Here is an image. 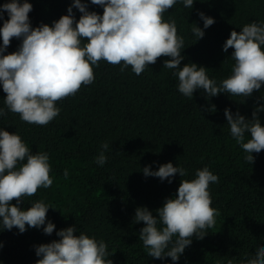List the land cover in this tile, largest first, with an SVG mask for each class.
<instances>
[{"label":"trees","instance_id":"obj_1","mask_svg":"<svg viewBox=\"0 0 264 264\" xmlns=\"http://www.w3.org/2000/svg\"><path fill=\"white\" fill-rule=\"evenodd\" d=\"M8 2L0 0V6ZM28 2L33 5L29 19L35 28L67 15L74 0ZM82 2L103 15L104 6ZM201 12L215 21L206 29ZM73 15L78 22L82 13L74 7ZM9 18L4 11L0 28ZM164 19H175L178 35L184 38L180 67L204 66L209 79L219 85L232 74L235 63L234 49L224 52L223 45L233 30L240 32L253 22L264 25V0H194L191 9L177 0ZM195 24L205 32L199 40L192 32ZM21 44L22 38L14 37L4 54L17 51ZM167 59L171 57H160L140 75L131 66L121 72L122 64L101 60L93 66L94 82L58 101L60 115L44 126L24 122L8 110L0 83V108L7 113L0 116V130L18 133L33 154L46 152L53 178L50 188L41 187L19 204L24 210L38 200L52 206L45 225L26 226L23 233L16 227L0 230V264H36L42 258L36 247L61 239L57 232L69 226L76 227L77 235L103 239L114 264H245L264 246V151L253 153V164L246 162L247 153L231 136L225 116V109H231L251 119L253 111L264 106V85L249 97L220 93L209 98L197 89L188 98L178 91L176 70L164 68ZM259 117L264 125V110ZM249 138L246 135L245 142ZM104 142L109 144L108 159L100 166L95 158ZM168 162L188 175L177 173L163 181L145 176L144 167L155 171ZM204 167L219 177L210 185L212 207L218 210L215 226L203 239L193 236L178 261L148 256L139 240L145 224L134 222L136 209L146 206L157 216L166 199L178 194L182 179L195 178L196 170ZM49 221L56 226L51 235L43 231Z\"/></svg>","mask_w":264,"mask_h":264},{"label":"clouds","instance_id":"obj_2","mask_svg":"<svg viewBox=\"0 0 264 264\" xmlns=\"http://www.w3.org/2000/svg\"><path fill=\"white\" fill-rule=\"evenodd\" d=\"M91 3L104 6L103 15L89 11L82 0H74L67 15L52 25L44 23L35 28L30 23L33 5L28 0L23 3L11 0L0 6V17L4 11L10 17L0 28L3 40L0 83L6 93L7 109L19 114L22 121L40 126L52 122L61 111L56 103L75 96L82 86L92 84L93 66L98 67L101 60L112 65L122 64L121 72L131 66L140 75L160 57H171L164 61V68L176 70L173 75L178 77V91L188 98L197 89H203L209 98L220 93L249 97L264 85V25L253 22L243 26L240 32H231L223 50L234 49L231 57L235 63L232 74L217 85L209 79L204 66L189 63L180 67L185 41L178 35L175 19H164L177 0H91ZM183 5L191 9L194 0H183ZM74 7L82 13L78 22L73 15ZM200 17L204 20V29L215 22L203 12ZM204 29L197 25L192 28L197 40L205 35ZM14 37L22 38V44L17 51L5 55ZM262 110L264 106L256 108L252 118L247 119L239 111L233 114L231 109H225L231 136L247 153L245 161L251 164L255 160L253 153L264 151V125L259 117ZM6 114L0 108V116ZM246 135L250 138L245 142ZM108 148L107 142L101 145L95 158L98 165L107 162ZM20 162L24 163L17 167ZM143 172L162 181L177 173L181 177L188 175L186 169L172 162L155 171L150 166L144 167ZM50 173L46 152L33 154L18 133L0 130V230L16 227L23 233L26 226L45 225L52 206L38 200L24 210L19 204L24 197L34 196L41 187L50 188L53 184ZM64 175L67 177V169ZM218 182V175L208 167L197 169L195 178L182 179L178 194L166 199L156 210L157 216L146 206L136 209L134 222L145 224L139 240L148 256L178 261L191 245L193 236L203 239L207 235L218 215V210L212 207L210 185ZM13 200L17 203L13 204ZM55 227L49 221L43 231L51 235ZM76 232L75 226H69L57 232L61 239L37 246L36 255L42 258L36 264H114L109 258L113 254L108 252L103 239ZM245 264H264V246L258 247Z\"/></svg>","mask_w":264,"mask_h":264}]
</instances>
